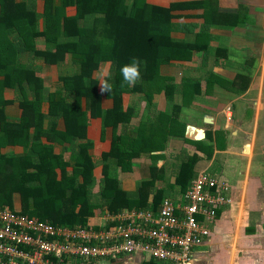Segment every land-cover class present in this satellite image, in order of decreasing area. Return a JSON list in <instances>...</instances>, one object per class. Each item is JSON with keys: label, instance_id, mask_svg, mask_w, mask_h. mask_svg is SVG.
Returning <instances> with one entry per match:
<instances>
[{"label": "trees", "instance_id": "trees-1", "mask_svg": "<svg viewBox=\"0 0 264 264\" xmlns=\"http://www.w3.org/2000/svg\"><path fill=\"white\" fill-rule=\"evenodd\" d=\"M204 4L163 8L147 0H44L40 12L38 0H0V93L13 90L22 109L19 120L12 121L5 112L9 101L0 98V206L17 210L19 198L21 214L68 228L93 226L90 220L98 209L113 215L156 212L163 193L158 191L154 203L149 202L145 190L152 182L131 193L118 176L130 172L134 159L144 153L139 145L147 141V122L138 128L132 121L140 115L142 101L151 105L157 92L167 90L170 80L161 76V67L192 54L188 40L172 36L178 27L173 11ZM133 57L141 61V77L133 86H121L120 69ZM38 60L69 67L55 91L37 76ZM104 64L108 73L101 80L97 75ZM102 81L111 84V92L101 90ZM127 95L138 98L126 103ZM109 100L112 107L103 108ZM91 118H101L104 134L111 129V149L100 157V180L94 175V144L88 139ZM66 144L55 153L56 145ZM16 146L23 152L3 151ZM65 152L71 153L68 161ZM196 160L181 166L177 182L183 190L194 178Z\"/></svg>", "mask_w": 264, "mask_h": 264}, {"label": "crops", "instance_id": "crops-1", "mask_svg": "<svg viewBox=\"0 0 264 264\" xmlns=\"http://www.w3.org/2000/svg\"><path fill=\"white\" fill-rule=\"evenodd\" d=\"M147 1L163 8L178 3L206 4L173 11V22L178 27L172 36L188 40L193 46L192 54L185 60L163 65L161 76L170 80L167 90L157 92L151 105L141 102L140 115L132 124L139 128L141 121L147 122V141L140 143L144 153L134 159L132 170L119 173L121 186L134 193L141 183L152 182L145 190L149 202L154 203L158 191L163 193L156 212L165 199L182 205L189 189L183 190L177 178L183 162L196 158L193 180L200 173L225 180L231 186L228 196L233 204L223 207L209 224L211 236L196 250L195 264L199 258L210 260L209 264H264V0ZM43 4L44 0H38L40 12ZM69 61L66 58V66ZM35 63L40 68L37 76L55 91L65 67L48 65L43 60ZM107 73L108 65L104 64L97 76L103 80ZM15 94L10 89L0 93L2 100L9 101L5 112L12 121L22 115ZM134 96L138 98L127 95L126 103ZM111 107V100L103 104L105 109ZM165 112L171 114L161 118L159 115ZM89 124L88 139L94 144L91 153L96 164L94 175L100 180V157L111 149V129L102 132L101 118H91ZM44 143L49 142L44 139ZM65 146L68 145H56L55 153L65 150ZM3 151L22 153L23 147ZM70 156V152H65L66 161ZM16 209H20L19 198ZM106 215V210H96L90 224L104 225ZM153 262L171 264L140 254L75 260L72 264Z\"/></svg>", "mask_w": 264, "mask_h": 264}, {"label": "built area", "instance_id": "built-area-1", "mask_svg": "<svg viewBox=\"0 0 264 264\" xmlns=\"http://www.w3.org/2000/svg\"><path fill=\"white\" fill-rule=\"evenodd\" d=\"M230 190L225 180L200 173L182 205L165 199L158 212H106V223L98 229L53 225L0 206V264H72L133 254L195 264L196 250L211 236L209 224L233 204Z\"/></svg>", "mask_w": 264, "mask_h": 264}, {"label": "clouds", "instance_id": "clouds-1", "mask_svg": "<svg viewBox=\"0 0 264 264\" xmlns=\"http://www.w3.org/2000/svg\"><path fill=\"white\" fill-rule=\"evenodd\" d=\"M140 64L141 61L139 60V58L133 57L130 63L125 64L121 67L120 72L123 78V83L121 86H124V84H127L129 86L135 85V83L141 77ZM100 85L102 91L111 92L112 86L107 81H102Z\"/></svg>", "mask_w": 264, "mask_h": 264}, {"label": "rangeland", "instance_id": "rangeland-1", "mask_svg": "<svg viewBox=\"0 0 264 264\" xmlns=\"http://www.w3.org/2000/svg\"><path fill=\"white\" fill-rule=\"evenodd\" d=\"M209 264L210 263V260H208L207 262H206V260H204V259H202V258H199L198 260H197V264Z\"/></svg>", "mask_w": 264, "mask_h": 264}]
</instances>
